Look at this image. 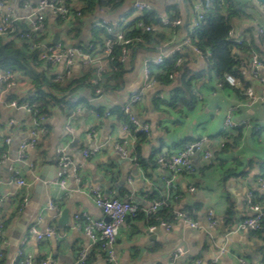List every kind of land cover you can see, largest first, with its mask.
<instances>
[{
  "label": "crops",
  "instance_id": "obj_1",
  "mask_svg": "<svg viewBox=\"0 0 264 264\" xmlns=\"http://www.w3.org/2000/svg\"><path fill=\"white\" fill-rule=\"evenodd\" d=\"M37 1L5 0L4 11L10 12L20 19L16 22L13 32L1 36L3 39L8 41L13 39V41L21 44L17 38L18 30L29 28L30 22L27 16L35 8ZM146 1L152 5V12H157L158 16L170 14L171 10L176 9L171 5L177 4V0ZM242 1L246 4L247 10L253 11L249 7V4H251V7L254 8L253 12L262 14L253 2ZM70 2L72 3V0ZM184 2L186 3V1ZM99 8L100 6L97 3L96 12H93L86 24L83 45L90 42L91 23L93 26L95 21L102 18L122 22L121 18L125 14L133 12L131 0H126L125 5L115 16L102 15ZM239 21L237 19L234 22L238 32L245 34L252 28L254 32H250L249 36L254 39L256 45L254 49L259 55L264 56L263 38L255 33L256 29L262 26L255 23H245L240 26ZM47 23L49 30L47 31V37H43L46 42L52 41L55 33L58 32L55 16L49 15ZM162 34L164 35L163 38H167L171 32L166 31ZM163 38L154 43L144 42L131 50L129 59L131 64L128 66L129 72L125 77L124 86L120 90L106 89L103 94L104 103L90 105L92 113L76 112L74 115L70 114L73 118L74 128L78 126L77 121L81 116L84 117L85 121L91 122L88 127L68 133L65 126L70 115L67 116L61 108H54L53 115L45 119L46 124L50 125L49 136L46 137L48 142L42 138L40 142H43V140L44 142L41 146L29 154L31 160H36L35 170H32L27 164L29 159L25 162L14 161L18 156L20 141L29 137L33 118L26 110L10 105L13 100L30 99V95L34 91L31 90V79L28 76H22L20 72L15 70L18 76L15 85L7 87L6 84L0 83V144L4 145L3 147L8 150L9 155L6 161L0 163V177L4 181L14 177L10 167L13 165L20 169L21 175L28 181L27 185L21 186L24 195L20 197V200L24 203V200L27 199V203L22 205V210H20L21 205L13 200L16 185L11 186L13 192L10 193L7 200H5L3 190L0 188V222L3 225L7 223L10 209L13 214L18 212L16 227L9 233V243L23 249L28 237H30L34 241L32 255L36 261L51 257L54 261L53 264H75L78 252L82 249H88L89 264H115V262L112 263L107 259L105 251L100 246L92 244L90 237L84 231V221L75 218V214L81 211L87 212L94 218L105 217L100 208L93 203L94 198L88 190L89 186H99L110 197L129 199L138 204L141 209L139 215L127 217L119 228L115 244L122 245L121 249H116L119 264H127L128 259L129 264H195L197 259L203 260L206 264H240L241 258L250 264H264V233L261 234L258 231L247 229L243 233L236 232L233 229L229 230L232 232L231 241L240 245V252H236L231 247L230 241L225 244L226 252L222 253L219 249L214 248L212 254L205 259L209 251V243L207 232H202L199 237L190 238L188 241L180 239L178 243L182 242L185 245V248H181L184 253L175 259L173 253L176 250L172 254L167 252L170 248L176 246L174 239H177V237L174 235L171 237L172 239L169 237V233L173 229L167 230L164 226L158 224L156 229L151 230L149 218L143 214L144 210L150 207L155 199L162 198L166 192L165 182L161 176L154 178L152 184H149V176H152L150 170L157 167V157L166 154L164 152L166 148L169 149V153L173 149L180 150L186 143L195 141L201 136H207L214 140L211 148L215 162L206 165L201 162L202 157L198 154L195 158L198 171L188 177L183 176L182 184L180 178H178L176 191L182 188L181 194L184 196H190L193 192L198 194V199L192 203L185 199L178 201V208L184 212L187 209V213L191 214V210L198 208L203 202L208 206H215L214 210H221L226 213L231 209L235 213L239 212V215L235 216V220L239 222L248 215L247 200L250 193L255 201H264V188L260 182L264 178V115L248 117L250 121H253L252 127L242 126L241 143L236 147H232L230 151L220 152L218 154L220 159H216V153L222 151L227 143V141L224 142L221 135L225 120L222 123L220 118L227 113L231 106L241 104L244 100L228 83L227 86H224V84L219 86L218 82L220 81L213 78H200L194 81V91L198 99L194 110H187L180 105L170 106L169 101L172 92L169 86L163 85L160 88V91L165 95L162 98L164 103L156 100L160 98L155 95L156 90L147 92L144 96L148 103L146 112L134 111L141 123L150 125L148 132L153 133L152 140L147 148L142 150L139 141L146 137L148 132L136 131H133V136L137 142L128 147L129 157H118L112 147L115 141L128 137L127 133L122 130L123 123L127 121V118L121 113V106L129 101L128 99L133 91L141 87L143 62L145 59L159 53L158 48L163 45ZM71 44L77 45V43L72 42ZM43 66L51 74L52 67L46 63H43ZM188 67L194 72H200L207 68L204 62L197 58L191 60V62L188 61ZM58 68L60 69L61 66ZM37 70L41 71L39 68ZM80 71L81 67L76 65L75 72L80 73ZM261 75L264 77V68ZM245 81L248 84H254L258 91H264L262 84H256L249 77L245 78L243 87ZM238 89L240 90V88ZM11 94L15 96L13 100L9 99ZM243 94L245 95L244 92ZM89 95L93 96L88 87L80 88V98L87 99ZM138 104H135L133 109L137 108ZM160 104L164 111L154 113L153 106L159 107ZM261 107L264 108V105ZM99 108L101 109V112L99 111L101 117L95 119L94 111H98ZM118 108L123 116L117 112ZM109 110L112 112L111 115H107ZM241 110L242 108L239 107L237 111ZM56 113L62 115L64 121L59 117L50 120ZM235 114L236 112L233 115ZM80 122L84 123L83 120ZM161 124L165 127L163 133L159 131ZM101 127H103V131L100 134V140H97L96 132L100 131ZM118 130L120 135L112 139L113 134ZM141 133L144 135H140ZM167 133L169 138H167ZM8 137L11 138L10 144L5 143ZM74 140H76L77 145L71 146ZM65 145L78 166L76 174L82 178V181L78 183L72 172L67 178L66 187L62 189L56 181L58 169L56 148ZM98 145L101 146L100 151L85 158L83 150L99 147ZM154 153L155 155H153ZM240 160L243 161L242 164L239 163ZM229 168L232 169V176L225 180L222 179L224 172ZM237 171H244V173L237 176L235 175ZM140 173H143L141 178ZM134 178L137 179L136 184L141 185V187L134 188L129 183ZM196 182L199 184L196 185ZM192 184L196 187L195 191L189 190V186ZM50 200L55 201L61 210L68 208L70 212L68 224L61 226L57 219H53L54 211L48 208ZM207 214V209L198 214L201 223H203V218ZM224 217L225 214L220 217L221 224L224 223ZM51 224L56 225L57 229V234L51 238L38 241L36 236L30 233L31 227H37L40 231H43ZM178 231L179 229L174 230V232ZM137 237L140 238V241L136 239ZM145 237L146 241L144 240ZM224 241L225 234L221 231L217 243H224ZM36 249H39V251H36ZM119 251L120 253H118ZM125 251L131 253L130 258L123 256ZM3 252H5L4 246ZM230 253H234L235 258ZM217 256L219 259L215 261L214 257Z\"/></svg>",
  "mask_w": 264,
  "mask_h": 264
},
{
  "label": "built area",
  "instance_id": "obj_2",
  "mask_svg": "<svg viewBox=\"0 0 264 264\" xmlns=\"http://www.w3.org/2000/svg\"><path fill=\"white\" fill-rule=\"evenodd\" d=\"M110 1V0H106ZM211 0H191V3L186 2V5L193 6V17L195 18V22L191 24L189 27V21L186 19L183 23V30L185 31L186 35L184 40L189 41L195 48V52L193 48H188L186 44H183L182 47L187 48V51H182L181 47H177L176 44L179 41H176V33L175 29L179 28V25H174L173 21L177 19V16L174 14H162L158 16L159 20L155 23H146V21L142 18L143 14L152 12L153 7L149 4L146 0H131L132 2V9L134 13H136V17L139 19L135 21L134 19L129 20L125 24H123V28H127V31L121 29V31L116 35L113 32L106 31L108 36L104 38L102 42L97 44L88 43L85 44L83 47L67 44L61 41V38L55 43L50 46H47L48 42L43 38L44 35L47 34L48 28V16L52 15L57 17H61L65 20H69V16L71 14V8L68 5L67 0H38L36 3L35 8L31 13L28 14L29 20V28L28 29H20L17 33V38L21 43V46L28 48L30 51H37L39 53V58L43 60L47 65L52 67L51 75L53 76L54 80L59 82L60 85L64 86L67 80L74 77L76 74L75 66L79 65L81 70H86L90 67H94L95 70L92 73V76L89 78V82L91 86L96 87L95 93L97 94H104L106 91L105 87L102 86L104 80L109 76L111 71L110 61L113 59L112 52L114 46L119 44L122 46V58L121 60L124 62H128L131 55V46H137L138 43H144V40L141 37H129L127 36L128 31L133 29H142L143 33L145 32H171L170 36L167 38H163V48L161 46L158 48V54L156 56H151L148 59H145L142 66V75H143V82L140 88L133 91L131 96L129 97V101L124 103L121 106V111L123 115L127 118V121L123 123L122 130L126 132L127 135L131 134L133 136V131L136 132H148L149 127L147 124L141 123L138 119L134 111H128L129 108H134L135 104L139 103L141 100L144 99V96L147 92L151 90H156L155 95L160 97L161 99L165 97L164 93L160 91L161 86L163 84L157 79L158 72H166L161 67L165 63L166 59L171 55H178L176 65H179L182 61L185 60L186 55L191 53L195 58L204 62L207 66L208 60H210V51L205 52L198 45L195 43V33L200 22L204 19L207 9L205 7V3H209ZM225 0H219V4L224 5ZM5 0H0V37L6 36L13 32L15 28L16 22L20 19L12 15L8 11H4L5 8ZM106 6L102 5L99 9L103 10ZM224 12V11H222ZM80 14V11H78ZM225 14V13H224ZM119 26L121 25L119 21H110L109 19L102 18L94 22L95 27H100L106 29L108 26ZM250 32H254L252 28L245 34H240L238 29L236 28L234 22L232 24L231 29L228 32L227 40L231 42L234 46V53L233 56L235 59L239 60L240 65V74H232L226 73V76L232 77V83L229 85L233 88H237L236 86L239 84L244 83L245 77L251 78L253 81H260L264 88V77L261 75V71L264 68V56L261 54L259 55L258 52L251 48L250 56H242L240 52V47L244 43V38L248 36L250 38ZM256 34H259L264 41V27H258L255 31ZM161 43V44H162ZM137 44V45H136ZM196 52L199 55H196ZM264 52V51H263ZM63 64L64 68H58ZM17 73L13 70H0V83L6 84L7 87H11L16 84L17 82ZM226 82L228 83L227 79L225 78ZM246 82V81H245ZM222 81L218 82V85H222ZM151 86V87H149ZM254 84H248V86L244 85L245 89L252 90L253 96L264 97V91H258ZM147 90V91H146ZM33 91L30 97L34 94ZM92 93V90H91ZM247 96V92H244ZM80 90L74 92L70 95L69 100L73 103H81L80 100ZM78 95V96H77ZM93 95V94H92ZM96 95H93L94 97ZM12 107L20 108L26 110L29 114H31L33 118V125L30 129L29 137L20 141L19 149H18V156L14 161L25 162L28 160V165L32 170L36 169V160H31L29 158V154L31 151H35L40 140L42 139L43 135L48 131L45 124L38 120L36 117L37 110L35 109L34 105L30 103V100L27 98L25 100H13L10 104ZM239 105H233L230 109H234L233 114L239 109ZM78 106V105H77ZM96 118L101 117V113L99 111H94ZM112 112L109 110L107 115H111ZM42 121L45 119L42 118ZM250 118L241 119L238 122L229 123L227 118L225 119L224 126L222 128V139L224 142L229 140L230 135L237 127L246 126L249 124ZM13 123V121H11ZM71 122L72 127L73 125V118L70 115L67 120V124ZM137 123L139 126H137ZM252 127V123H251ZM65 130L68 133H72L73 131L68 130V126H65ZM134 137V136H133ZM128 137L123 138V140H117L112 144L113 149L116 152V155L120 158L129 157L128 147H125V141ZM205 139L211 140V138L207 136H201L200 138L196 139L195 141H191L186 143L179 152H185L186 158L188 161V165L191 166L193 169L198 170V166L195 163V158L199 154L201 156V152L199 149L200 143H202ZM221 139V140H222ZM11 138L8 137L5 140L6 144H10ZM131 143V141H129ZM224 144V143H223ZM3 144H0V163L6 161L9 158L8 150H6ZM191 146V152L188 153L187 149ZM212 144L209 145L211 148ZM101 146L94 147L92 149H84L83 155L85 158L92 156L93 154L100 151ZM212 149V148H211ZM68 147L62 146L56 148V156H57V174H56V181L57 184L64 189L67 184V178L70 173H74L75 178L77 179L78 183L82 181L80 176H77L76 172L78 170V166L75 164L72 156L68 152ZM208 149H204V155H206ZM179 152L177 154H179ZM158 157L163 158L164 164L161 167V177L164 180L172 179V177H176L175 184H169L166 186L165 195L162 198L155 199L151 206L144 210V214L147 217L151 215H156L162 208L167 207L171 210V205L173 201L169 200V193L175 195L176 189L178 188V178L181 176L188 177L192 174L185 173L186 169H181L182 172H177L171 170L168 166L173 163L172 159L170 158L169 154H161ZM157 157V161H158ZM202 157V156H201ZM183 159V157H182ZM180 162V161H178ZM215 162V157L213 155L209 157V160L206 161L204 164H211ZM11 171L18 180V182L23 181L22 185H27L28 181L24 176L21 175V171L19 168L11 165ZM197 172V171H196ZM261 186L264 188V178L260 180ZM89 192L92 194L94 200L96 201V205L100 208V210L104 214V218H94L89 215L85 211H81L75 214L76 219H82L84 221V231L90 237L91 242L93 245L100 246L106 253L107 259L114 263L113 256H116V253L113 251L115 248V244L118 238L119 228L121 227L122 223L127 217H135L139 215L141 209L138 204L129 200V199H120L117 197H110L109 195L105 194L103 190L99 186H89ZM190 191H195V185L189 186ZM27 203V199L24 200V204ZM160 205H159V204ZM48 208L54 211L53 219H59L62 210L58 207L55 201L50 200L48 204ZM247 208H248V215L242 218L239 223L244 224L247 230L257 231L263 228L264 223V206L260 207V202L255 201L253 199V195L250 193L248 195L247 200ZM182 210L178 207L176 208V215H181ZM173 216L175 213H172ZM189 214V213H186ZM109 217V220L106 218ZM170 219V218H169ZM208 224L213 228H217L220 226L221 221H217L216 214H207ZM165 219L158 218V222L151 224L150 229L154 230L159 225L164 226L167 230H170L165 223ZM3 224L0 222V226ZM209 230H211L209 228ZM30 233L35 235L38 241H42L47 238H51L57 234L56 225H50L46 227L45 230L40 231L37 227H31ZM1 238V237H0ZM111 243V248L105 250V245ZM184 251L181 248L176 249L173 253L175 259L181 256ZM4 254L3 246L0 244V257ZM89 256L88 249H82L78 252V257L75 264H86ZM21 259L27 260L23 251H20L18 254L15 255L14 264H20ZM245 260L243 258L240 259L241 261ZM246 261V260H245ZM206 264L203 260L197 259L195 260V264ZM248 262V261H247ZM54 261L51 257L43 258L39 261H36L35 258L32 260V264H53ZM213 264V263H211ZM215 264V263H214ZM248 264H250L248 262Z\"/></svg>",
  "mask_w": 264,
  "mask_h": 264
},
{
  "label": "trees",
  "instance_id": "obj_3",
  "mask_svg": "<svg viewBox=\"0 0 264 264\" xmlns=\"http://www.w3.org/2000/svg\"><path fill=\"white\" fill-rule=\"evenodd\" d=\"M184 1L191 3V0ZM240 1L242 0H225L224 5L219 4V0H211L209 3H205L207 13L197 28L195 33V43L205 52L210 51V60L207 62V68L200 72H194L188 67L187 59L182 61L179 65H176L178 58L177 54L171 55L166 59L165 63L161 67L166 72H158L157 79L163 85L170 87V91L172 92V97L169 101L170 106L175 107L180 105L187 110H194L198 100L197 94L194 91V81H197L200 78H213L218 81H222L224 86H227L228 84L225 80L226 73L240 74V62L233 56L234 46L227 40L228 32L231 29L233 22L240 19L244 12L243 7L238 5ZM67 2L68 5L71 4L70 0H67ZM120 2H124V0H120ZM76 3L77 6L70 7L71 14L68 22L61 17H57L56 26L58 32L60 33L61 41L67 44H71V42L77 43V46L83 47V42H85L84 29L90 19V16L93 14L92 6L96 7L97 3L99 6H106L111 4L112 0H97V2L96 0H77ZM243 5L246 6L244 2ZM171 6L176 8L177 4L175 3ZM78 11H80V14ZM139 18L144 19L146 23H155L159 20L157 12H148ZM139 18L136 17L132 23L137 21ZM122 23L123 21L121 24ZM90 32L89 43L97 44L102 42L104 38L108 36L104 28L95 27L94 25L92 26V23L90 26ZM127 36L141 37L144 42L154 43L163 38L164 35L159 32L143 33L142 29H133L128 31ZM46 37L47 34L44 35V38ZM253 40V38H249L248 36L244 38V43L240 47V57L250 56L249 53L251 48H255L256 46ZM141 44L143 43H138V45ZM137 46H131L132 50ZM112 56L113 59L110 61L111 71L106 80H104L102 86L108 90H120L124 86L125 77L129 72L128 66L131 63L130 61L124 62L121 60L122 46L119 44L114 46ZM187 56L188 55H186V57ZM43 63L45 62L39 58V53L37 51H30L28 48L21 46L18 42L13 41V39L8 41L0 37V69L4 71L17 70L22 74V76H28L31 79V90H34L35 93L29 100L37 110L36 117L39 121L45 124L48 129L42 137L46 140V142H48V138L46 137L49 136L48 132L50 125L46 124L45 120L42 121L41 117L46 119L49 116H52L54 108H61V110L65 111L67 116L72 114L71 109L74 105H76V103L69 100L70 95L77 90L79 91L80 88L86 87L82 81L78 83L81 77H83L84 80H87V87L90 91L92 90L93 95H96V87L91 86L88 81L95 68L90 67L86 70L82 69L80 73H76L77 75L67 80L64 86H62L59 82L54 80L53 76L49 72L44 69ZM37 68L41 69V71H38ZM247 84L248 83L245 82L246 86H248ZM233 89L241 96L242 99L247 97L238 88ZM14 98L15 96L13 94L9 96L10 100H13ZM156 100L164 103V101L160 98H157ZM84 101H86V99L81 98L80 102L83 103ZM98 111L101 112V109L99 108ZM117 112L123 116L121 114L122 112L120 113L119 108L117 109ZM242 133L243 127H237L232 132L224 149L216 153L217 160L220 159L218 155L220 152L230 151L232 147H236L241 143ZM140 135L143 136L144 134L141 133ZM43 142H40L37 147L41 146ZM153 155H155V153ZM239 163L242 164L243 161L240 160ZM231 170V168L226 169L222 179L225 180L226 178L232 176ZM243 173L244 171H237L235 175L238 176ZM195 184L197 185L199 183L196 182ZM170 211V208H162L156 215H151L149 217L150 223L153 224L158 222V218H171L169 215ZM234 214L235 211L229 209L225 213L223 224L227 225L229 221L233 220ZM171 215L173 216L172 213ZM257 231L261 234L264 233V223L263 228ZM89 259L90 257L88 256L86 264H89ZM0 264H3L2 259L0 260Z\"/></svg>",
  "mask_w": 264,
  "mask_h": 264
},
{
  "label": "clouds",
  "instance_id": "obj_4",
  "mask_svg": "<svg viewBox=\"0 0 264 264\" xmlns=\"http://www.w3.org/2000/svg\"><path fill=\"white\" fill-rule=\"evenodd\" d=\"M125 3H126V0H124V2H120V0H112L111 4L106 5V7L103 10L100 9V14L107 15V16H115L118 14L119 10L125 5ZM73 6H77L76 0H72V3L69 4V7H73ZM257 7H259V5H257ZM92 11L94 13L96 12L95 6H92ZM191 13H193V6L186 5L184 0H177L176 9H173L170 12V14H174L177 16V19H175L173 21V24L180 26L179 28L175 29L176 41H179V43H177L176 46L181 47L182 51H187V48L182 47L183 44H186L188 48H193V51L195 52L196 50H195L194 46L189 41L184 40V37L186 35L185 31L183 30L184 21L186 19L189 21V27H191V24L195 22V18L193 17V15H191ZM132 15H137V14L133 13ZM257 18H259L258 13H257ZM128 19H131V16L122 17V20L125 23L127 22ZM121 29H124L125 31H127V28H123V24H121L119 26H111L110 25L105 30L109 31V32H113L117 35L121 31ZM163 47L164 46L161 45V48H163ZM196 55H199V53L196 52ZM185 59H187L189 62H191V60L195 59V56H193L191 53H189V55L187 57H185ZM64 67L65 66L63 64H61V68H64ZM225 78L227 79L228 84L232 83V77L231 76H226ZM245 78H247V77H245ZM81 81L87 87V83H88L87 80H84V78L81 77L80 81H78V83ZM255 83L261 84L260 81H256ZM149 87H151V86H149ZM236 87L240 88V90L242 92H247L248 95H247V97L244 98L243 102L239 105V107H241L242 110L236 111V114L233 115L234 109L229 108L227 110V113L224 114L222 116V118H220V119H222V123L224 122L225 118H227V121L229 123H233V122H238L241 119H245L248 117L264 115V108L261 107L262 105H264V97H259V96L254 97L253 91L245 89L242 86V84H239ZM253 87L255 88V86H253ZM78 95H80V94H78ZM95 103H101V104L104 103L102 93L97 94L95 97L89 95L88 98L86 99V101H84L83 103H77L76 105H74L71 109V112L73 115L76 112L92 113V109L90 108V105L95 104ZM147 108H148V103H147V99L145 97L143 100H141L139 102L137 108H135V109L129 108L128 111H130V112L131 111H135V112L140 111V112L144 113V112H146ZM161 111H164L161 104L159 105V107L153 106V112L154 113L155 112H161ZM88 116H90V115H88ZM57 117H59L61 120L64 121V117L62 115H60L59 113H56L53 117L50 118V120H54ZM95 119H96V117H95ZM81 120H83L84 123H81L80 122ZM252 122L253 121H249V124L246 125L245 127L250 128ZM77 124H78V126L76 128L72 127L71 122L66 124V126H68L69 131H73L76 129L86 128V127H88L89 124H91V122L85 121L84 117L81 116L78 119ZM137 126H139L138 123H137ZM147 127L150 128V125H148ZM164 129H165L164 125L161 124L159 126V131L163 133ZM102 131H103V127H101L100 131L96 132L97 140H100V134ZM119 135H120V132L118 130L117 132H115L113 134L112 139H115L116 136H119ZM152 136H153V133L151 131H149L148 135L139 141V143L142 146V150L147 148L149 142L152 140ZM167 138H169L168 133H167ZM129 141H131V143H129ZM136 142H137L136 138H134L131 134H129L128 139L125 141V147H131V145L133 143H136ZM212 143H214V140H207V139H205L202 143H200L199 149H200L201 156H202V161H201L202 163H206V161L209 160V157L212 156V149L209 147V145ZM205 148L208 149L206 155H204V149ZM164 152L166 154H169V149L166 148ZM178 152H179L178 149L171 150L170 158L172 159L173 163L168 166L171 170L177 171L179 173V172H182L181 169H186V171H184V172L189 173V174H192V173L198 171V170L193 169L191 166L188 165V161H187L185 152H179V154H177ZM187 152L188 153L191 152V146H189V148L187 149ZM182 157H183V159H182ZM178 161H180V162H178ZM163 164H164L163 158L158 157L157 167L150 170L152 172V176H149V184H152V181L154 180V178L161 176V167L163 166ZM142 175H143V173H140V178ZM18 180L19 179H17L16 177H10L7 181H4L3 178L0 177V188H2L3 196H4L5 200H7L10 193L13 192V189L11 186L13 184H15L16 188L14 190L15 195H13V200H16L21 205L20 210H22V205L24 203L21 202L20 197H22L24 195V190L23 191L21 190V183L23 181L18 182ZM136 180L137 179L134 178L133 180H130L129 183L131 185H133L134 188L141 187V185L136 184ZM180 180H181V184H182L183 176L180 177ZM175 181H176V177H172V179L165 181V185L175 184ZM181 193H182V188L178 189L176 191L175 195H172L169 193V200L173 201V203L170 204L172 206L171 211L169 213L171 218L170 219L166 218L164 223L169 228L173 229V231L171 233H169L170 239H172L171 237L173 235L175 237H177V239H174L175 243L177 244L180 239L188 241L190 238L199 237L202 232H207L209 251L207 252V254L205 256V259L209 255L212 254L214 248L219 249L222 253L226 252L227 249L225 248V244H228L231 241V236H232V232L229 231V229H233L236 232L243 233L245 230V227H246L244 224L239 223L235 220V216H238L239 212H236L234 214L233 220L229 221V223L227 225L220 224L219 227L213 229L208 224L207 216H205L203 218V223H201L200 217L198 214L201 213L202 210L207 209L210 214H216L217 221H219L220 217H222L225 214V211L214 210L215 206H208L207 204L202 202L198 208H193L191 210V214H186L188 212V210L186 209L185 212H182L181 215H176V208L179 206V204L177 203L178 201H180L181 199H185V200H188L189 203H192L193 201L198 199V194L195 192H193L194 194L192 193L190 196H184ZM93 203H96V201L94 200ZM261 206H264V201H260V207ZM13 207H15V205H13ZM171 213H175V215L172 216ZM17 217H18V212L13 214L12 210L10 209L9 210V219H8L7 223L0 226V237H2V238H0V244H2L5 248V252H4L3 256L0 257V259H2L3 264H14L15 255L18 254L20 251H23L27 260L25 261V259H21L20 264H32V260H33L32 245L34 244V241L30 237H28L23 249H19V248H17L16 245L9 243V233L11 230L15 229ZM209 228L211 230H209ZM175 229H179V231L174 232ZM181 230H182V232H181ZM221 231H223L225 234V241H224V243L218 244L217 240H219V238H220ZM136 239L140 241L139 237H137ZM144 240L146 241V237ZM121 246L122 245L117 244L115 246V248L113 249V251L115 253H117L116 249L117 248L121 249ZM104 247H105V250L111 248V243L105 245ZM231 247L233 249H235L236 252L241 251L240 245L234 241H231ZM36 251H39V249H36ZM120 251L118 253H120ZM230 254L233 255V258H235L234 253H230ZM123 256H128L130 258L131 253L125 251L123 253ZM217 259H219L218 256L214 257L215 261ZM113 261L115 262V264H119V260L116 256H113ZM127 264H129V259H128ZM201 264H203V262H201ZM241 264H248V262L245 260H242Z\"/></svg>",
  "mask_w": 264,
  "mask_h": 264
},
{
  "label": "water",
  "instance_id": "obj_5",
  "mask_svg": "<svg viewBox=\"0 0 264 264\" xmlns=\"http://www.w3.org/2000/svg\"><path fill=\"white\" fill-rule=\"evenodd\" d=\"M247 1L253 2V4L256 7H257V5H259V7H257V8L264 15V0H247ZM59 39H60V33L59 32H56L55 35H54V37H53V39H52V41H50L47 44V46H50L52 44H55ZM76 145H77V142H76V140H74L71 143V146H76ZM69 216H70V212H69L68 208L63 209L62 212H61L60 218L58 219V223L61 226H64V225L68 224V222H69ZM106 220H109V217H107ZM178 248H185L184 243L179 242L178 244H176V246L170 248V250H168L167 252L172 254Z\"/></svg>",
  "mask_w": 264,
  "mask_h": 264
},
{
  "label": "rangeland",
  "instance_id": "obj_6",
  "mask_svg": "<svg viewBox=\"0 0 264 264\" xmlns=\"http://www.w3.org/2000/svg\"><path fill=\"white\" fill-rule=\"evenodd\" d=\"M241 7H243L244 9V12H243V15L240 17V21H239V25L241 26L242 24H245V23H255L259 26H262L264 27V17L263 15L259 14V18H257V13L253 12L254 11V8L251 7V4H249V7L253 10V11H249L247 10L246 6L243 5V2L240 1L239 4ZM249 8V9H250ZM256 9V7H255ZM258 11V10H257ZM134 12H131L129 14H125L124 17H128V16H131V19H134L136 17V15H132ZM122 19V18H121ZM131 19H128L127 22ZM123 21V20H122ZM122 24H125V22L123 21ZM50 37V36H49Z\"/></svg>",
  "mask_w": 264,
  "mask_h": 264
},
{
  "label": "flooded vegetation",
  "instance_id": "obj_7",
  "mask_svg": "<svg viewBox=\"0 0 264 264\" xmlns=\"http://www.w3.org/2000/svg\"><path fill=\"white\" fill-rule=\"evenodd\" d=\"M144 214V213H143ZM145 215V214H144ZM146 216V215H145ZM149 218V217H148ZM154 224V223H153Z\"/></svg>",
  "mask_w": 264,
  "mask_h": 264
}]
</instances>
